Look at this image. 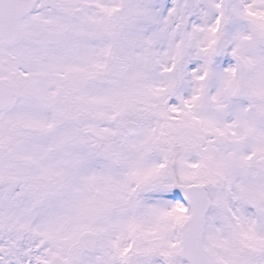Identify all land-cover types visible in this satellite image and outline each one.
Here are the masks:
<instances>
[{
    "label": "snow or ice",
    "instance_id": "6c2138e0",
    "mask_svg": "<svg viewBox=\"0 0 264 264\" xmlns=\"http://www.w3.org/2000/svg\"><path fill=\"white\" fill-rule=\"evenodd\" d=\"M0 264H264V0H0Z\"/></svg>",
    "mask_w": 264,
    "mask_h": 264
}]
</instances>
